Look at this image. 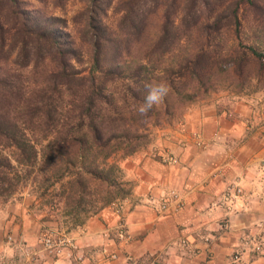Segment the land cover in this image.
Segmentation results:
<instances>
[{"label": "trees", "instance_id": "1", "mask_svg": "<svg viewBox=\"0 0 264 264\" xmlns=\"http://www.w3.org/2000/svg\"><path fill=\"white\" fill-rule=\"evenodd\" d=\"M68 1L0 0V207L29 185L75 228L129 196L120 161L183 117L219 60L261 88L264 0H82L74 34L52 12ZM226 31L243 52H220ZM152 82L169 91L141 115Z\"/></svg>", "mask_w": 264, "mask_h": 264}, {"label": "crops", "instance_id": "2", "mask_svg": "<svg viewBox=\"0 0 264 264\" xmlns=\"http://www.w3.org/2000/svg\"><path fill=\"white\" fill-rule=\"evenodd\" d=\"M255 124L224 112L187 113L171 136L156 142L158 153L123 160L130 194L121 211L108 206L60 231L77 249L46 264H264V249L254 248L264 234V134ZM168 156L176 162H166ZM236 184L241 194L224 200ZM170 192L181 208L159 212ZM29 206L11 203L0 213V262L29 264L22 250L37 251L41 237L58 230Z\"/></svg>", "mask_w": 264, "mask_h": 264}, {"label": "rangeland", "instance_id": "3", "mask_svg": "<svg viewBox=\"0 0 264 264\" xmlns=\"http://www.w3.org/2000/svg\"><path fill=\"white\" fill-rule=\"evenodd\" d=\"M24 1H27L32 7H39L33 2V0ZM221 1L225 2L226 0ZM233 1L236 2L237 0ZM81 8L82 0H69L63 12L59 10L52 12H54L56 16H61L68 20V29L74 34L77 31L78 26H75V24L72 23V19ZM48 11H50V9H48ZM152 30L154 31L155 29ZM215 44L218 45L220 52H222V54L224 53L223 55H235L244 51L243 46L240 43L231 40L227 31L222 39L215 40ZM195 45L196 43L192 36L190 40L186 41L185 49L190 50ZM227 64V60L218 61L215 69L218 71L207 84V90H203L204 88L199 90L197 98L192 103L180 109V111L182 110L181 113L184 114L183 117L177 116L172 121L166 123L161 122L162 124L160 128H153L151 142L146 149L140 151L141 153H146V155H155L158 153L156 142L160 139L163 140L164 138L171 136V132L176 130L179 124L183 123L187 113L195 110L216 111L217 113L224 112L228 117L247 119L256 123L255 125L260 127L264 134V88L262 87L264 79H261V88L258 89L260 84H257L255 79H252V77L256 75L254 69L245 72L244 74L247 75V79H244L245 77L239 78L230 75L229 73H225L224 69L228 66ZM123 160L120 161V167ZM127 187L129 188V184ZM125 199L114 204L121 203ZM23 201H29V210L32 216L41 217L45 221L55 223L57 226L56 228L58 229L56 232L62 233L60 231H68L69 229H72L66 222V219L61 217L59 211H51L50 206L41 204V201L37 199L35 193H33L32 187L29 185H25L19 193L15 194L5 205L1 206L0 213L8 204H16ZM114 204L110 206L113 207Z\"/></svg>", "mask_w": 264, "mask_h": 264}, {"label": "built area", "instance_id": "4", "mask_svg": "<svg viewBox=\"0 0 264 264\" xmlns=\"http://www.w3.org/2000/svg\"><path fill=\"white\" fill-rule=\"evenodd\" d=\"M195 136L198 137V135ZM166 162L175 163L176 160L174 157L168 156L166 157ZM239 194H241V188L238 184H236L227 189L223 195V199L230 201ZM171 205H174L176 209L181 208V199L175 192H170L168 195L162 197L156 208L159 212H166ZM113 206L117 212H120L122 209L120 202L114 204ZM7 240L8 242H12V238L10 236L7 237ZM254 248L257 252H260L264 249V234L258 243H254ZM76 249L77 246L75 242L66 234L50 230L41 237L40 248L37 251L23 249L22 254L25 261L29 264H46L48 258L58 257L63 250ZM0 264L7 263L0 262Z\"/></svg>", "mask_w": 264, "mask_h": 264}, {"label": "clouds", "instance_id": "5", "mask_svg": "<svg viewBox=\"0 0 264 264\" xmlns=\"http://www.w3.org/2000/svg\"><path fill=\"white\" fill-rule=\"evenodd\" d=\"M145 87L147 89V95L145 96L144 103L139 108L141 115H147L153 105L163 102L169 91L168 86L164 82H152L146 84Z\"/></svg>", "mask_w": 264, "mask_h": 264}]
</instances>
